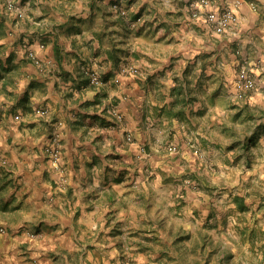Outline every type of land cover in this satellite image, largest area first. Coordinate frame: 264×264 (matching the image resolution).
<instances>
[{
  "label": "crops",
  "instance_id": "obj_1",
  "mask_svg": "<svg viewBox=\"0 0 264 264\" xmlns=\"http://www.w3.org/2000/svg\"><path fill=\"white\" fill-rule=\"evenodd\" d=\"M15 1L23 15L0 0V255L13 245L36 264H159L164 226L176 238L191 233L192 245L201 230L216 231L205 219L224 222L226 237L239 227L246 235L245 222L234 228L225 212L230 194L217 198V175L202 176L203 156L190 143L232 144L214 132L230 115L227 91L240 62L229 43L237 40L241 58L261 59L260 75L264 23L244 37L251 16L244 7L238 31L219 35L203 15L191 17L193 0ZM142 15L146 23L135 29L130 21ZM87 67L102 73V86L91 84ZM56 135L60 168L48 151ZM170 144L180 149L174 167L166 163ZM149 165L166 172L152 179ZM170 175L180 183L169 185ZM188 177L207 192L189 188ZM146 245L156 248L138 250Z\"/></svg>",
  "mask_w": 264,
  "mask_h": 264
},
{
  "label": "rangeland",
  "instance_id": "obj_2",
  "mask_svg": "<svg viewBox=\"0 0 264 264\" xmlns=\"http://www.w3.org/2000/svg\"><path fill=\"white\" fill-rule=\"evenodd\" d=\"M199 1L200 0H193L189 4L190 15L195 20H198L201 16L200 14L199 16L194 15L195 11L200 7L198 6V4H200ZM214 2L217 6H220V8L216 7L218 9L214 11H222L224 8L231 7L236 13L234 22L229 24L222 32H218L214 27L209 26L219 35H224L230 30L234 32L238 31L242 15L240 10L244 7L249 8L248 11L251 14V16H247L249 21H245V26L250 24L249 29L241 31L244 37L245 35H249V31L253 28L252 23L256 25L264 23V0H221L218 2L217 0H209V3L205 5L214 4ZM122 10L126 11L125 15L122 13ZM127 11L128 9L126 7H120L121 16L128 18ZM204 21L209 24L205 18ZM130 22L133 23L135 29L141 24L146 23L143 15ZM138 35L140 36L139 32ZM222 40L225 42L224 39L217 35V44ZM235 41H230L229 45L231 53L236 54L240 62L233 67V82L230 84L229 90L227 91L233 98L231 99V105L229 107L227 106L230 110V115H226L225 125L223 127L221 126L223 129L219 127L216 129L214 128V132L216 133L215 138L217 140L221 142L228 140L232 144H224L226 148L222 146V149L219 146H213L209 141H198L195 139V142L191 141L190 144L196 154L200 157L203 156V164L200 169L201 172H203L202 176H206L208 169L212 172L211 175H217V183H215L217 186L214 189L217 198L221 197L220 199H223L227 194H230L227 197V201L222 203L224 204L225 212H227L229 216L228 219L231 217L230 220L234 222V228L240 226L236 224V222H245L244 225L247 230L246 235L245 229L239 227L236 231H231V233L225 230V235L229 236L226 237L222 234L224 222L218 220L215 224V220L210 221L205 219L206 224H211L209 230L216 229V231L213 230L214 233L209 231L207 232L208 235L204 237L203 230H201L199 232L200 238L202 237L201 241L199 239V241L192 245L191 233L185 232V234L181 236L178 234L176 238L175 232L173 233L174 235H169V229H165L164 226L162 231L167 234L168 239L165 244H161L159 247L163 250L162 255H160V257L158 256V258L161 259L159 264H264V83H262L264 72L258 75L256 71L258 67L262 66L263 62L261 59H258L255 63H252L250 56L241 58L240 44ZM252 47V51L259 50L256 45L252 44ZM218 62L219 59L217 58V63ZM243 78H252L255 81V86L250 90L241 88L239 83ZM260 95L262 96L261 99H259ZM197 136L200 138L198 133ZM57 138L59 140V136H57ZM128 139L133 140V137L129 134ZM196 144L199 145L200 149ZM59 145L58 143L61 156V148ZM170 146L171 149L168 150L170 152L172 150L171 153L173 154L170 153L166 163L174 167L176 166L174 163L177 158L176 155H178L177 153L180 149L179 145L177 146L176 144H170ZM172 146H176L177 149L173 150ZM144 147L146 146H143L142 151L149 153L147 148ZM207 158L214 159V163L208 159L209 163L206 165ZM3 160L8 164L6 158H3ZM60 167L61 165L59 163V168ZM237 168L239 171H236ZM224 169L227 170L226 174H223ZM158 170L166 172L164 165H149V175L152 179L156 177V171ZM249 171L252 172L251 177L247 175ZM239 174L242 175V177L239 176ZM167 178H169V181H167L169 185L172 183V185L175 186L176 183H180V181H174V177L171 175ZM187 179H190V177ZM185 183L189 188L201 190L204 193L209 189L205 187L206 185H201L202 181L199 179H196L195 183L192 182L191 179L190 181H185ZM230 189H232V191ZM238 192L239 194H237ZM234 193L235 196L233 197ZM174 200H176L175 196L174 199L167 198L166 201L168 203ZM222 204L220 201L219 208H217L216 211L217 218L218 214L220 213L221 215L224 210L221 207ZM175 206L176 205L173 203H170L168 207L171 208L167 207L166 209H168L171 215L173 214L176 217ZM177 209L179 210V207H177ZM203 220L204 217L202 221ZM188 222H192L191 218H189ZM256 224L258 227L254 226ZM1 231H6V229L2 228ZM29 231L31 237L38 235V232ZM241 231L242 234L240 235ZM256 239H258V244H256ZM215 240L218 241L216 242ZM24 244L28 243L26 242ZM3 248L4 249L1 251L2 254L0 255V264H18L17 260H21V256H25L23 260L29 262V264L32 262L36 264L34 258L30 257V253L24 252L25 248L13 245ZM152 248H156V245H146L138 250L147 251Z\"/></svg>",
  "mask_w": 264,
  "mask_h": 264
},
{
  "label": "built area",
  "instance_id": "obj_3",
  "mask_svg": "<svg viewBox=\"0 0 264 264\" xmlns=\"http://www.w3.org/2000/svg\"><path fill=\"white\" fill-rule=\"evenodd\" d=\"M200 5H205L207 3H209V0H200ZM7 5L9 7V9L11 10H15L16 12L18 11L19 15H23L24 12L20 11L18 9L17 3L15 0H7ZM122 13L125 15L126 11L122 10ZM203 15L205 20L210 24V26L214 27L218 32H222L226 29V27L231 24L232 22H234L235 18H236V13L234 11L233 8L228 7V8H224L222 11H214V10H210L207 12H201L200 7L195 11L194 15L195 16H199ZM30 55L37 61V57L35 56L34 52H31ZM130 70L132 71H137L135 68L131 67ZM86 74L91 82L92 85L96 86V87H100L102 86L104 80H103V75L102 73L92 67H87L85 69ZM241 88L250 90L255 86V81L252 78H243L240 80L239 83ZM39 111L41 112V114L45 115L47 114L48 110L47 109H39ZM17 118H20L19 115H17ZM58 138L56 136V138L54 139L55 145L51 146L48 148V151L52 154L53 156V164L59 167V163H60V150L58 148ZM173 150H176L177 147L176 146H172Z\"/></svg>",
  "mask_w": 264,
  "mask_h": 264
}]
</instances>
